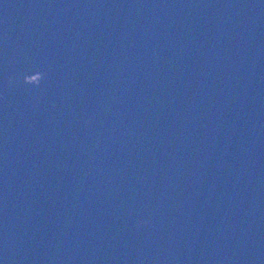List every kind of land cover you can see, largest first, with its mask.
Returning a JSON list of instances; mask_svg holds the SVG:
<instances>
[{
	"label": "water",
	"instance_id": "1",
	"mask_svg": "<svg viewBox=\"0 0 264 264\" xmlns=\"http://www.w3.org/2000/svg\"><path fill=\"white\" fill-rule=\"evenodd\" d=\"M0 264H264V0H0Z\"/></svg>",
	"mask_w": 264,
	"mask_h": 264
},
{
	"label": "clouds",
	"instance_id": "2",
	"mask_svg": "<svg viewBox=\"0 0 264 264\" xmlns=\"http://www.w3.org/2000/svg\"><path fill=\"white\" fill-rule=\"evenodd\" d=\"M25 75H26V74H24L23 77H22V81H23V83H24V84H31V85H33V86H39L40 81H41L42 78H43V76H41V78H40L39 81L33 82V81H31V80L26 79V78H25ZM10 83H11V82H10Z\"/></svg>",
	"mask_w": 264,
	"mask_h": 264
}]
</instances>
